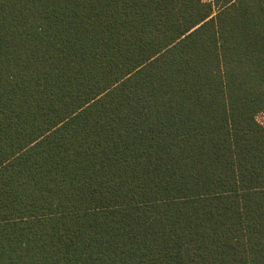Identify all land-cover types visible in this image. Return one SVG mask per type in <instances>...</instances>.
<instances>
[{
    "label": "trees",
    "instance_id": "trees-1",
    "mask_svg": "<svg viewBox=\"0 0 264 264\" xmlns=\"http://www.w3.org/2000/svg\"><path fill=\"white\" fill-rule=\"evenodd\" d=\"M213 1L0 0V264H264V0Z\"/></svg>",
    "mask_w": 264,
    "mask_h": 264
},
{
    "label": "rangeland",
    "instance_id": "rangeland-1",
    "mask_svg": "<svg viewBox=\"0 0 264 264\" xmlns=\"http://www.w3.org/2000/svg\"><path fill=\"white\" fill-rule=\"evenodd\" d=\"M224 0H218V3L221 4ZM215 2V0L213 1ZM257 122L260 124V126L264 129V116L263 115H258L256 117Z\"/></svg>",
    "mask_w": 264,
    "mask_h": 264
},
{
    "label": "built area",
    "instance_id": "built-area-1",
    "mask_svg": "<svg viewBox=\"0 0 264 264\" xmlns=\"http://www.w3.org/2000/svg\"><path fill=\"white\" fill-rule=\"evenodd\" d=\"M201 1L204 3L210 4V3H212L213 0H201Z\"/></svg>",
    "mask_w": 264,
    "mask_h": 264
}]
</instances>
